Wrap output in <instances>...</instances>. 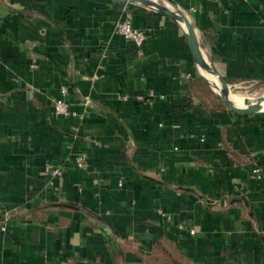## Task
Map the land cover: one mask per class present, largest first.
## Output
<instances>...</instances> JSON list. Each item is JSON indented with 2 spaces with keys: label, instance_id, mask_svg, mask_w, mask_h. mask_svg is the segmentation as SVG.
<instances>
[{
  "label": "crops",
  "instance_id": "obj_1",
  "mask_svg": "<svg viewBox=\"0 0 264 264\" xmlns=\"http://www.w3.org/2000/svg\"><path fill=\"white\" fill-rule=\"evenodd\" d=\"M174 1L228 85L264 83V0ZM178 21L0 0V264H264V111L214 103ZM62 84L76 115L53 111Z\"/></svg>",
  "mask_w": 264,
  "mask_h": 264
},
{
  "label": "water",
  "instance_id": "obj_2",
  "mask_svg": "<svg viewBox=\"0 0 264 264\" xmlns=\"http://www.w3.org/2000/svg\"><path fill=\"white\" fill-rule=\"evenodd\" d=\"M118 1L133 2V3L144 5L150 9L165 13L171 16L172 18L176 19L177 21H178V18H185L187 20H193L192 14L185 8L179 6L174 0H164V1L162 0H118ZM181 26L184 28L189 45L191 47L193 59L195 62L196 72L198 76L200 77V79L202 80V82L204 83L206 87V91L208 95L210 96V98L218 106H222L228 110H231L232 112L239 110L241 107H239V105L232 102L228 97L218 95V94L212 95V92H214L212 78L203 74L200 71L199 66H204L205 70L208 72L209 75L218 73L223 79H227V78L214 65L210 50L208 48L204 50L201 47L200 42H199L198 29L193 26L186 29L182 24ZM214 96H216V98ZM263 100H264V92L261 94L255 95V97L253 98L245 97L243 100L244 105H240V106L249 107L247 114L263 112L264 109H261L260 107V103Z\"/></svg>",
  "mask_w": 264,
  "mask_h": 264
},
{
  "label": "built area",
  "instance_id": "obj_3",
  "mask_svg": "<svg viewBox=\"0 0 264 264\" xmlns=\"http://www.w3.org/2000/svg\"><path fill=\"white\" fill-rule=\"evenodd\" d=\"M114 30L116 33L123 35L125 38L129 39L135 46V49L138 54L141 53V45L147 37V30L143 27L133 25L131 19L128 16L117 19L114 22ZM60 93L58 96L53 98V111L56 114L63 116L76 115L77 112L72 109L71 103L65 97L67 93V86L62 84L59 87ZM152 93V92H150ZM86 163V159L83 157L77 158V165L83 166ZM259 170V169H256ZM63 171L62 164L58 163H48L46 165V173L49 177H54L61 175ZM264 177V172L260 174ZM158 213L161 215H166L162 208H158ZM190 232H193V229H190Z\"/></svg>",
  "mask_w": 264,
  "mask_h": 264
},
{
  "label": "bare ground",
  "instance_id": "obj_4",
  "mask_svg": "<svg viewBox=\"0 0 264 264\" xmlns=\"http://www.w3.org/2000/svg\"><path fill=\"white\" fill-rule=\"evenodd\" d=\"M178 20L181 22V24L186 29L193 26L191 24V22L185 18H178ZM201 67H204V66H201ZM207 74H208V72H207ZM209 77L212 78L214 90L218 93V95L226 96L232 102L239 105V107H241V108L239 110H236V111L247 113L249 107L248 106H240V105H244L243 100L245 97L253 98L257 94H250V93H243V92L228 90L227 82L218 73H215L213 75H209ZM260 107H261V109H264V100L260 103Z\"/></svg>",
  "mask_w": 264,
  "mask_h": 264
},
{
  "label": "rangeland",
  "instance_id": "obj_5",
  "mask_svg": "<svg viewBox=\"0 0 264 264\" xmlns=\"http://www.w3.org/2000/svg\"><path fill=\"white\" fill-rule=\"evenodd\" d=\"M206 75L207 72L203 71ZM228 90L250 93V94H261L264 92V83H240L236 85H228ZM212 95H217L218 93L213 90ZM216 98V96H214Z\"/></svg>",
  "mask_w": 264,
  "mask_h": 264
},
{
  "label": "trees",
  "instance_id": "obj_6",
  "mask_svg": "<svg viewBox=\"0 0 264 264\" xmlns=\"http://www.w3.org/2000/svg\"><path fill=\"white\" fill-rule=\"evenodd\" d=\"M141 223H143V224H144V223H146V222H141Z\"/></svg>",
  "mask_w": 264,
  "mask_h": 264
}]
</instances>
